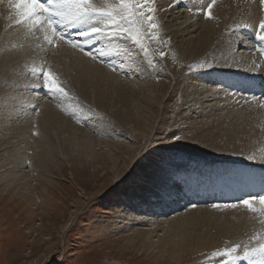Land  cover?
I'll use <instances>...</instances> for the list:
<instances>
[{
	"label": "bare ground",
	"instance_id": "6f19581e",
	"mask_svg": "<svg viewBox=\"0 0 264 264\" xmlns=\"http://www.w3.org/2000/svg\"><path fill=\"white\" fill-rule=\"evenodd\" d=\"M209 2L210 0H202V2L201 0H180L179 3L176 0H155L154 4L159 13L157 14L159 20H163L164 33L159 27L157 30L165 39V45L169 43L170 39H174L185 59H198L204 56L217 65L210 71L201 72L202 75L193 73L188 77V80H186L187 77L185 78L187 84L185 99H187V105L193 107L194 112L186 113V116L183 115L182 123L187 124L195 134L202 133V139H204L202 143L206 151H212L214 146L218 145L217 141L229 140L227 136L234 133L235 149L225 151L224 153L229 155L226 158L239 159L232 154L238 155L236 149L241 148L245 149V151L242 150L244 156L251 154L261 156L264 153V108L259 107L258 102H261L262 98L257 97H264V53L259 51L264 47V42L256 38L255 30L259 21L264 19V8L260 10V0H216V4L212 8V18L208 19L198 10L206 8ZM14 24L15 19L9 17L7 5L0 4V108L5 110L4 117H1L2 120L0 119V141L12 139L11 143L17 146L15 147L16 152L10 154L12 157H16V155L20 157L18 150L25 148L29 151L32 150V155H34L28 158L32 161L36 160L41 165V162L47 163L49 162L47 159L53 157V149H67L76 151L79 155L83 154L86 160L93 161L103 157L106 162L107 159L116 160L115 151L120 147L110 143L107 138L99 139L90 131L75 126L66 116V112L59 110L51 101H47L48 99L35 98L39 95H34L28 90L29 85H27L28 81L25 76V69L32 65L41 66L47 63L59 80L67 85V89L73 94L79 95L80 101L84 100V104L85 101L89 102L99 110L100 116L104 117L107 113L112 122L105 120L106 122L102 121V125L114 136L118 134L128 138V135L130 137L128 130L132 131V134L135 131L146 135L143 129L135 127L137 118L131 113L141 111L139 107L135 109L136 104H143L153 112L154 107L159 103L161 92L154 91L157 85H154V81L147 77L150 74L148 60L139 48L132 45L130 41H120L121 54L106 58L117 66V72H112L110 68L91 61L88 57L67 46L57 47L55 51L49 50L47 46L39 44L34 36L27 35L24 26L14 27ZM238 24H248L251 27L237 28ZM146 37L149 38V35ZM245 40L248 42L247 44L243 43ZM148 43L152 46L151 40H148ZM100 46L99 44L95 45V47ZM233 60L237 61L239 66L228 67L233 63ZM122 63L125 65L123 69L119 67ZM137 68L139 71L136 70ZM168 70L171 73L169 77L164 74L165 70L162 73V76H165L164 80L160 82L163 90L171 85L172 80L177 79L176 70L169 67ZM28 75L30 76V74ZM35 104L38 112L32 108ZM98 118L100 117L96 115L94 119ZM14 119L23 123H19V125L14 123L15 126H11L9 123ZM146 122L148 121L146 120ZM225 122L226 125H224ZM11 124L13 125V123ZM223 132L225 135L219 134ZM2 134L4 135L2 136ZM12 144H10L11 148ZM12 150L10 151L12 152ZM102 150L106 151L105 155L100 153ZM253 161L261 162V164L255 163L256 166L261 167L250 174V178L248 177L250 181L244 188H240V184H234V182L231 185L228 183L231 187H226V184L224 187H219L218 181L212 180L211 176L213 175L210 172L206 182L190 189L187 185L188 195H177L175 198L177 200L172 199L173 197L165 198L163 205L159 203L156 196L163 172L161 174L160 172L152 173V181H147L145 175L133 173V178H130L132 183L134 182L133 185L129 182L124 183V186H129L124 193H120L124 198V205L133 202V206L140 208L139 203L147 202L149 207L138 213L140 216L135 217V212L125 211L128 208L131 209V206H124L125 215H123L129 218L127 225H129L130 236L138 237L139 235L142 240L141 244H145L148 249L157 247L160 250L162 247V252H169L171 255L181 251L177 255L180 258L178 262L184 260L190 262L199 253L214 247L218 242L212 232L205 229V226L209 227V223L214 224L220 234L224 233L227 236L250 233L252 230L258 231L264 228V216L258 212L253 213L246 207H238L228 210V213H223L222 210L226 211L227 209L208 207L205 205L206 203H203L202 207H199L201 204L197 205L196 203L198 207L190 209L194 210L193 214H197L201 219V223L196 220L194 228L191 229L194 231L193 238L188 237L181 240L176 238L180 237L181 233L173 227L176 223L178 227L181 226V213L173 216L172 224L168 223V220H171L170 217L158 215L155 217L157 224L148 228V230L151 229L150 231H147L146 226L142 231L136 227L139 224H148L149 217L147 215L151 212L154 214V208L159 210L166 208V211H170L168 208L171 206L170 209L173 210L177 205L185 202V199L190 195L197 196L195 193L200 195V199L206 200L217 196L219 198L225 196L236 198L243 191L263 189L264 183L260 177L264 174L262 173L264 162L261 159L249 160V162ZM205 175L206 172L201 171L199 176L183 179V183L189 184V179L194 183H199L198 179ZM254 175H259V177ZM19 176L27 178L29 174H20ZM241 180L243 181L245 178H237V182ZM116 182L120 183L121 181L118 179ZM10 183H15V181H10ZM10 183L4 189L5 191L13 187L16 188L15 184ZM175 188L173 190L177 191ZM210 203L212 202L210 201ZM255 203H259V201ZM210 208H213L210 210L211 212L208 210ZM213 210L214 212L220 210L223 214H215L216 212H212ZM142 213H146L144 217L141 216ZM132 216H134V223H131ZM135 221L137 222L135 223ZM165 223H168V227H165ZM158 229H162L158 232L159 237L156 236V239L153 240L152 234ZM160 240H162L163 246H161Z\"/></svg>",
	"mask_w": 264,
	"mask_h": 264
},
{
	"label": "rangeland",
	"instance_id": "374dc122",
	"mask_svg": "<svg viewBox=\"0 0 264 264\" xmlns=\"http://www.w3.org/2000/svg\"><path fill=\"white\" fill-rule=\"evenodd\" d=\"M157 14H159L158 11L156 19L161 32L164 33L163 20H159ZM154 35L155 39H152V34L149 35L150 39L145 37V44L149 49V55L146 57L147 60H152V64L148 65L150 74L147 77L149 80L154 81V85H157L154 91L161 92L159 103L154 107L153 112L143 104H136L135 107V109L139 107L141 111H134L133 113L128 111L137 118L135 127L143 129L146 135L135 131L132 134V131L128 130L130 132L128 138L118 134L114 136L102 125V121L112 122L108 114L106 113L104 117L103 115L100 116L99 110L86 101L85 105H90L91 111L86 110L82 113L80 116L81 122L78 123L77 118L72 116L65 106L67 102L60 103L51 98L45 89L31 88L30 84L33 81L36 82L37 77H33L30 67L40 66L32 65L25 69L27 85H29L28 90L31 93L33 92L34 95H39L35 98L48 99L47 101H51L59 110L66 112L65 114L72 124L90 131L99 139L107 138L110 143L120 147L115 151L117 161L112 158L107 159L105 162L103 157L91 161L84 159L86 157L83 154L79 155L76 151L53 149V157L47 159L49 162H41L40 165L36 160L32 161L28 158L34 156L32 150L21 148V150H18L20 151V157L17 155L12 157L10 154H14L16 152L15 147H17L11 143L12 139L0 141V264H219L222 258L213 257L212 252L238 243L241 245L238 253L242 255V249L245 245L249 248L256 247L259 238L264 236V228L258 231L252 230L250 233L247 232L248 234L239 233L236 236H227L224 233L220 234L218 228L209 223V227L205 226V229L212 232L218 242L214 247L199 253L190 262H186V260L178 262L180 258L177 255L181 251L171 255L169 252H162V247L160 250L157 247L148 249L145 244H141L142 240H140L139 235L138 237L130 236L129 225H127L129 218L124 216V206H131V209L128 208L125 211L135 212V217L140 216L138 213L149 207L147 202L144 204L139 203L140 208L133 206V202L124 205V198L121 194L129 186H124V183H132L130 178H133V173L145 175L147 181H152V173L160 172L161 174L163 169L168 167L180 169L179 184L175 188L177 191L173 190L174 194L171 196L172 199L177 200L175 199L177 197L175 193L179 192L180 186H183L186 191L187 185L188 189L198 186L200 183L206 182L208 175L212 174V180L218 181L219 187H224L225 184L228 187V183L231 181L237 182L236 179L243 171L251 172L256 166L255 163L261 164V162H249L247 156L240 155L241 152L245 151L244 148L236 149L238 155L232 154L234 157H239V159L226 158L229 155L224 152L235 149L233 143V140H236L234 133L227 136L229 140L217 141L218 145L214 146L212 151H206L202 143L204 140L202 139V133L195 134L193 130L188 128L187 124L182 123L183 115L186 116V113L192 114L194 112L193 107L188 106L187 99H185L186 80L193 73L203 74L199 73L201 71H190L188 65L199 67V63L206 58L203 56L198 59H185L174 39H170L169 43L165 45V39L161 37L157 29ZM148 40H151L152 46L149 45ZM161 51L165 53L163 58L159 55ZM170 51L172 52L170 53ZM168 67L176 70L177 79L172 80L171 85L163 90L160 82L165 77L162 76L163 70H165L164 74L168 77L171 75ZM28 74L30 76L32 74V82H30L31 79ZM68 91L70 95L79 98V95L73 94L70 90ZM82 102L84 103V100ZM32 108L36 109V104ZM0 109V119L2 120L1 117H4L5 110L4 108ZM94 115L100 118L94 119ZM16 121L15 119L11 120L13 125L9 124L15 126L16 123L17 125L23 123ZM224 125H226V122ZM219 134L225 135V132ZM176 136L181 139L176 140L174 138ZM10 144L13 145L12 148ZM11 149H13L12 152ZM100 153L104 154L106 151L102 150ZM260 157V155L257 156V159H260ZM242 167L246 169L244 170ZM201 171L206 172V175L198 179L199 183H194L191 179H189V184L183 183V179L199 176ZM27 173L29 177L20 178V174L26 175ZM126 177L127 179H125ZM118 179L121 181L120 183L116 182ZM10 181H15V183H10ZM8 182L15 184L16 188L13 187L5 191L4 189L9 185ZM17 188L20 190H16ZM117 189L118 191H116ZM245 192H252V190L243 191L241 194ZM195 195L198 197L190 195L185 199V202L180 203L183 206L177 205L173 210L170 209V206L168 208L170 211H166V208L160 210L154 208V214L151 212L147 215L149 217L147 219L148 224H135L136 227L140 231L147 227V231H150L151 229L148 230V228L157 224L155 217L158 215L170 217L171 220H168V223L172 224L173 216L181 213V226L178 227L176 223L173 227L181 233V236L176 238L179 240L188 237L193 238L194 231L191 229L194 228L196 220L201 223V219L198 218L197 214H193L194 210H190L198 207L191 208L192 203L201 204L199 207L204 206L205 203L208 207L218 203L221 207L217 209H227V212L222 210L223 213H228V210H234L238 207H245L237 203L240 199L230 201L226 196L223 198L217 196L202 200L199 194L195 193ZM223 203H237V206L226 208ZM255 204L260 207L259 203ZM219 211L216 210L215 213L213 210L212 212L221 214L222 211ZM143 214L141 216L144 217L146 213ZM133 217L131 223H134ZM168 223H165V227H168ZM160 230L162 229H158L152 234L154 236L153 240L156 239V236L159 237L158 232ZM253 237H256V239H253ZM160 243L163 246L162 240H160ZM235 264H248V262L240 259Z\"/></svg>",
	"mask_w": 264,
	"mask_h": 264
},
{
	"label": "snow or ice",
	"instance_id": "6c2138e0",
	"mask_svg": "<svg viewBox=\"0 0 264 264\" xmlns=\"http://www.w3.org/2000/svg\"><path fill=\"white\" fill-rule=\"evenodd\" d=\"M176 2L179 3L180 0ZM260 3L264 5V0H260ZM0 4L7 5L9 17L15 19L16 25H23L27 35L35 36L49 50L55 51L57 47L67 46L91 61L110 68L112 72H117V66L106 58L121 54L120 41H130L146 57L149 55V49L146 47L145 37L152 34V39H155V30L160 27L155 16L158 11L154 6L155 0H0ZM215 4L216 0H210L206 8L198 11L211 19L212 8ZM236 27L248 28L251 25L238 24ZM255 36L264 42V19L259 21ZM243 43L248 42L245 40ZM98 44L101 46L95 47ZM259 51L264 53V47ZM159 55L163 58L165 53L161 51ZM148 64L151 65L152 60H148ZM233 66H239L238 62L233 60V63L228 65V67ZM119 67L123 69L125 65L122 63ZM188 67L190 71L207 72L215 65L205 59L199 63V67L192 65ZM136 70L139 71V68ZM31 73L38 79V82L32 84L31 88L45 89L51 98L57 99L60 103L67 102L65 106L70 114L77 118L78 123L81 122L82 113L86 110L91 111L90 105H85L78 97L69 94L67 85L59 80L47 63L40 67H32ZM258 103L259 107L264 108V101ZM35 110L38 112V109ZM174 138L181 139L179 136ZM240 155L244 153L241 152ZM246 158L256 160L257 156L251 154ZM260 159L264 162V153ZM179 174L180 169L178 168L163 169V177L156 192L158 201L162 205L165 203V197H171L174 194L173 189L179 184ZM175 194L186 196L188 192L180 186L179 192ZM257 200L260 207L255 204ZM237 203L244 205L250 212H258L264 216V194L249 195L238 200ZM237 203L223 206L234 208ZM190 206L194 208L197 205L192 203ZM212 207L219 208L221 205L215 203ZM238 249H241V245L234 243L223 249H217L211 255L222 258L219 264H235L240 259L246 260L248 264H264V236L259 238L256 247L249 248L245 245L242 255L238 253Z\"/></svg>",
	"mask_w": 264,
	"mask_h": 264
}]
</instances>
